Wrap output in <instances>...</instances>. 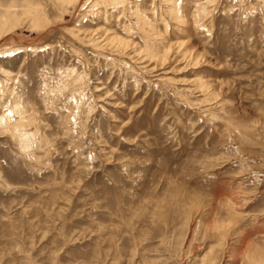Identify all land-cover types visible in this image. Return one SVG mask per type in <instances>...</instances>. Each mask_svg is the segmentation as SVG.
Instances as JSON below:
<instances>
[{"label":"rangeland","instance_id":"374dc122","mask_svg":"<svg viewBox=\"0 0 264 264\" xmlns=\"http://www.w3.org/2000/svg\"><path fill=\"white\" fill-rule=\"evenodd\" d=\"M0 264H264V0H0Z\"/></svg>","mask_w":264,"mask_h":264}]
</instances>
